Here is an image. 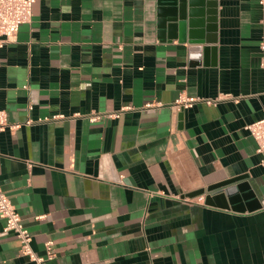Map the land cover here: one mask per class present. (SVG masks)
Returning a JSON list of instances; mask_svg holds the SVG:
<instances>
[{
    "label": "crops",
    "instance_id": "1",
    "mask_svg": "<svg viewBox=\"0 0 264 264\" xmlns=\"http://www.w3.org/2000/svg\"><path fill=\"white\" fill-rule=\"evenodd\" d=\"M215 2L197 44L162 37L170 0H36L0 50V108L21 124L0 130V186L50 264H264L247 129L264 117V7ZM245 174L260 208L206 204ZM5 225L0 264H32Z\"/></svg>",
    "mask_w": 264,
    "mask_h": 264
},
{
    "label": "built area",
    "instance_id": "2",
    "mask_svg": "<svg viewBox=\"0 0 264 264\" xmlns=\"http://www.w3.org/2000/svg\"><path fill=\"white\" fill-rule=\"evenodd\" d=\"M36 0H0V50L10 42L18 38L20 27L23 23L31 20L33 5ZM264 7V0H259ZM264 49V43H262ZM1 66V62H0ZM199 98L194 96L180 95L174 102L178 109H184L192 106ZM61 116H53V119ZM100 114L90 116L92 121L99 119ZM49 119V118H46ZM28 120L27 123H31ZM21 124L11 123L8 119L6 110L0 108V130L6 128H18ZM251 135L257 142V150L264 152V117L252 122L247 126ZM0 216L5 219V231L13 232L20 242V251L27 256L32 264H50L54 260L55 251L53 242L48 241L45 244V254L37 253L32 246V234L23 224V219L13 204L7 192L0 186Z\"/></svg>",
    "mask_w": 264,
    "mask_h": 264
},
{
    "label": "water",
    "instance_id": "3",
    "mask_svg": "<svg viewBox=\"0 0 264 264\" xmlns=\"http://www.w3.org/2000/svg\"><path fill=\"white\" fill-rule=\"evenodd\" d=\"M215 6V0H170L159 9L162 37L181 41L189 39L197 44L207 42L203 27L207 21L213 22ZM203 50L207 52L209 48L203 47ZM247 178L245 174L210 186L205 196L206 204L236 211L260 208ZM203 193L204 190L199 191V194Z\"/></svg>",
    "mask_w": 264,
    "mask_h": 264
}]
</instances>
